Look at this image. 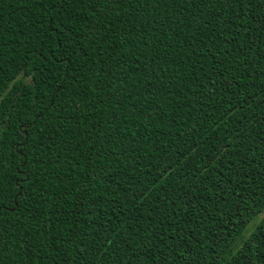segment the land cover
Masks as SVG:
<instances>
[{"label": "trees", "instance_id": "obj_1", "mask_svg": "<svg viewBox=\"0 0 264 264\" xmlns=\"http://www.w3.org/2000/svg\"><path fill=\"white\" fill-rule=\"evenodd\" d=\"M0 264H264V0H0Z\"/></svg>", "mask_w": 264, "mask_h": 264}, {"label": "rangeland", "instance_id": "obj_2", "mask_svg": "<svg viewBox=\"0 0 264 264\" xmlns=\"http://www.w3.org/2000/svg\"><path fill=\"white\" fill-rule=\"evenodd\" d=\"M261 215H262V214L259 215V217L257 218V220H255L254 222H252V223H250V224L248 225V231H247V233H249V231L252 229L254 223H255L256 221L259 220V218L261 217Z\"/></svg>", "mask_w": 264, "mask_h": 264}]
</instances>
